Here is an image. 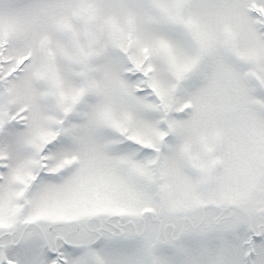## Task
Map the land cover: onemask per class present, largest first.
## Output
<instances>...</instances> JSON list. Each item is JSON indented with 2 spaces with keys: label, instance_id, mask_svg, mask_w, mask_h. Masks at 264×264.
<instances>
[{
  "label": "snow or ice",
  "instance_id": "snow-or-ice-1",
  "mask_svg": "<svg viewBox=\"0 0 264 264\" xmlns=\"http://www.w3.org/2000/svg\"><path fill=\"white\" fill-rule=\"evenodd\" d=\"M0 264H264V0H0Z\"/></svg>",
  "mask_w": 264,
  "mask_h": 264
}]
</instances>
